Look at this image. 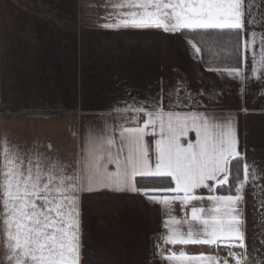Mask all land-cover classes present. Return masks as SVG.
I'll list each match as a JSON object with an SVG mask.
<instances>
[{"label":"snow or ice","instance_id":"6c2138e0","mask_svg":"<svg viewBox=\"0 0 264 264\" xmlns=\"http://www.w3.org/2000/svg\"><path fill=\"white\" fill-rule=\"evenodd\" d=\"M262 9L264 0H117L100 27L180 34L218 79L259 82ZM196 37L215 41L205 48ZM160 83L150 100L117 101L124 122L90 132L71 163L0 142V264H82L80 193L100 190L138 193L161 209L163 245L153 255L164 264H264V252L246 244L244 217L246 190L264 192V168L240 150L231 118L211 110L213 99L202 102L216 92L178 84L166 93Z\"/></svg>","mask_w":264,"mask_h":264},{"label":"crops","instance_id":"0c3cea01","mask_svg":"<svg viewBox=\"0 0 264 264\" xmlns=\"http://www.w3.org/2000/svg\"><path fill=\"white\" fill-rule=\"evenodd\" d=\"M113 2L0 0V142L71 163L90 132L124 122L117 101L150 100L163 81L166 93L178 84L216 92L202 102L213 99L211 110L231 118L240 150L264 168V81L218 79L192 57L180 34L100 27ZM245 199L246 244L264 252V192L249 188ZM80 214L82 264H164L153 255L154 245H163L162 211L140 194L83 192ZM164 247L214 252L202 245Z\"/></svg>","mask_w":264,"mask_h":264},{"label":"trees","instance_id":"16d2710c","mask_svg":"<svg viewBox=\"0 0 264 264\" xmlns=\"http://www.w3.org/2000/svg\"><path fill=\"white\" fill-rule=\"evenodd\" d=\"M193 41L197 42L198 46H203V47L207 48L208 46H210V45H212L214 43L215 37H205L203 39H201V37H196V39L193 40Z\"/></svg>","mask_w":264,"mask_h":264},{"label":"built area","instance_id":"2783aa9c","mask_svg":"<svg viewBox=\"0 0 264 264\" xmlns=\"http://www.w3.org/2000/svg\"><path fill=\"white\" fill-rule=\"evenodd\" d=\"M219 255L226 256L227 255L226 250H221L220 253H219Z\"/></svg>","mask_w":264,"mask_h":264}]
</instances>
